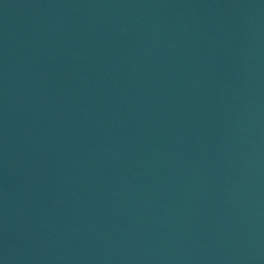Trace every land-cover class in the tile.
Wrapping results in <instances>:
<instances>
[{"label": "water", "instance_id": "1", "mask_svg": "<svg viewBox=\"0 0 264 264\" xmlns=\"http://www.w3.org/2000/svg\"><path fill=\"white\" fill-rule=\"evenodd\" d=\"M0 264H264V0H0Z\"/></svg>", "mask_w": 264, "mask_h": 264}]
</instances>
